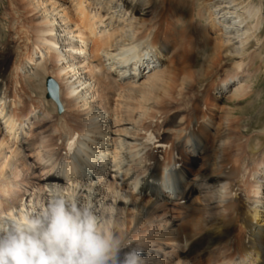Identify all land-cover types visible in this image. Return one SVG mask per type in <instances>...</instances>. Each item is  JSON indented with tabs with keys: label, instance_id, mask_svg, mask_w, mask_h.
<instances>
[{
	"label": "bare ground",
	"instance_id": "1",
	"mask_svg": "<svg viewBox=\"0 0 264 264\" xmlns=\"http://www.w3.org/2000/svg\"><path fill=\"white\" fill-rule=\"evenodd\" d=\"M53 1L35 25L34 33L39 36L31 43L36 54L24 67V81L36 91L42 105L35 108L41 113L32 118L56 119L51 134L38 133L32 143L24 139L27 116L16 111L24 100L11 96V82L0 67V214L38 213L62 191L97 212L111 211L114 232L123 244L121 255L136 248L142 264H202V257L195 262L180 258V253L192 248L215 251V258L207 264H264V201L258 197L264 192V159L263 167L253 175L250 172L246 177V168L241 170L237 183L246 177L243 184L248 183L252 187L248 192L255 196L253 200L247 196V200L257 204L246 202L241 209L236 184L230 181L238 173L223 166L225 135L231 127L229 110L223 112L225 120L220 123L203 111L199 116L177 118L173 128L158 135L156 141L142 134L147 118H151V125L152 120L161 118L157 91L172 99L170 90L177 83L175 59L183 55L178 50L185 42L177 34L174 41L179 45L168 38L175 19L183 23V19L197 17L200 21L203 37L210 45V54L199 68L201 74L217 49L211 38L214 29L220 31L228 54L239 55L235 63L239 71L245 65L241 60L249 55L251 38L264 24V1L179 0L171 6V0H160L154 9L152 0H77L76 18L67 15L65 0ZM163 8L164 16L160 13ZM168 15L172 21L168 22ZM65 20L69 22L62 31ZM91 50L103 60L105 80H110L103 82L102 88L93 81L92 72L89 78L80 73L79 56L87 58ZM49 54L63 64L57 76L74 73L71 78L75 77H62L64 86L59 85L58 101L48 96L45 76L41 75L44 72L37 70L46 72L43 57ZM189 76L181 77L178 98L193 88ZM247 77L236 74L231 82L224 81L218 92H225L227 101L248 95ZM19 81L15 79L16 84ZM109 91H118L117 107L110 104L113 95ZM205 99L203 109L207 108ZM70 105L82 116L79 132L68 125L65 108ZM57 141L63 149H55ZM5 149H10L9 156ZM28 149L46 172L38 184L30 178L34 172L25 175ZM190 158L201 160L202 170L194 171ZM21 175V181L13 180ZM25 183L34 188L28 196L20 191ZM194 194L201 205L192 198ZM171 208L185 210L189 216L186 224L179 225L180 220L169 213ZM235 227L243 231L242 239L234 234Z\"/></svg>",
	"mask_w": 264,
	"mask_h": 264
},
{
	"label": "rangeland",
	"instance_id": "2",
	"mask_svg": "<svg viewBox=\"0 0 264 264\" xmlns=\"http://www.w3.org/2000/svg\"><path fill=\"white\" fill-rule=\"evenodd\" d=\"M178 1L179 0H171L170 5L172 6L173 3ZM53 2V0H0V67L3 69V71H5L7 80L11 82L9 86L11 96L19 95L24 100L23 106L20 107L21 109H17L16 111H18L17 114L19 115L27 116V121L24 123L26 127L24 139L31 143L37 140L36 135L38 133L49 135L52 133V130L56 126V119L39 118V120H34L32 118L34 114L40 112L35 108L41 107L42 105L39 102V99H37L38 97L36 91H33L31 87H28L27 83L24 81V79L27 78L24 76L26 74L24 73V67L28 63H30L32 54L34 52L36 54V51H34L36 47L34 43H31L34 41L35 37L37 38V36H39L38 33H34L35 25L40 22V18L43 16L44 10L48 6L50 8L51 3ZM65 3L67 15L72 18H76L77 0H65ZM159 3H161L160 0H152L154 9L158 8ZM59 10H61V8H59L57 11ZM57 11L53 12V14H56ZM160 13H162L164 16L166 13V8L161 9ZM60 15H56V17L59 18ZM166 19L168 20V22L173 20L170 15H168ZM68 22V20H65V22H61V24H63L62 27H65L61 28V30L63 29L62 31H66ZM175 23L176 24L173 26L174 28H172L171 30L172 33L167 31V34L171 33L170 35H168L169 40L177 45L179 42L177 41L178 43H175L176 41H174L177 34L181 38L183 37V43L185 42L183 45L184 48L179 47L178 50L183 55L180 59H175L177 68V71L175 72V80L177 81V83L170 90L169 95L172 97V99L163 96L161 90L157 91V95L159 96L158 107L163 109V111L161 112V118H159L157 122L156 119L152 120L153 125L149 124L151 118H147L146 123H144L145 128L142 134H145L146 138L149 139L151 137H154L156 141L158 139V135L161 137L165 135L164 132H169L170 129L173 128L177 118L183 116L190 117L193 114H197L199 116L203 111L211 117L215 118V121L217 123H220L225 120V114L223 112L225 110H229L228 118L230 119L231 127L225 135V137H227V143L224 147V158L226 162L223 163V166H228V170L238 173L235 177H230L231 183L233 184L235 182L236 184L237 194L241 200L237 203V205L241 209L244 208L246 202H248V205H257L255 203H252V200L255 197L254 193L248 192V190L252 191V187H250L248 183L246 185L243 184V182L246 181V177H248L247 175L250 172L251 175H253L254 171H259L263 167L264 24L256 33V37L253 36L254 38H251L250 47L247 50L249 55L244 56L243 60H241L245 65L243 69L239 71H237L235 65L238 59H240L239 55L228 54V48L221 41L222 36H220L219 34L220 31L214 29V34H212L213 37L211 38H214L217 49L212 57H210V66H206L203 74H201L199 68L203 63V60L205 59L204 57L210 54V49L208 47L210 45L208 40L203 37L204 35L202 34L200 21L197 19V17H193L192 20L183 19V23L181 22V20H179L178 22L175 19ZM72 29L75 28L72 27ZM173 30L175 31L173 32ZM61 34L64 33L62 32ZM172 36H174V38ZM92 47L93 44L91 43L89 48L92 49ZM260 52L261 56L258 57L257 54H259ZM89 54L91 56L89 55L87 58L84 55L79 56V60L81 61V63H79V65H81L80 73H82L83 77L89 78L92 72V75L94 77L93 81L98 87L101 86L102 88L103 82L110 81L108 79L105 80V76H107V74L106 71L104 72V68L101 65V61L103 62V60H101L100 57L93 55L92 50L91 53L89 52ZM37 55H40V53H38ZM43 64H45L47 67L46 72L44 71V69L40 68H37V70L44 72L41 75L45 76V91L47 89L46 79L48 77H53L60 86H64V84H62V77H66V79L69 80H73L75 78H71L72 74L74 73H71L69 75H62L61 77L57 76V70H59V68H61L63 64H59V62L55 61L54 57L50 54L49 56L43 57ZM184 74L191 75V77H189L193 81L194 86L188 91L184 90L182 96H179L178 98L177 86L179 88L182 87L179 86V81ZM236 74H245V76L249 75V78L247 77L246 81L248 82V84H250V91L248 95L228 99L227 101L224 98L225 92H223V94L222 92H218L220 90L219 87L224 81L231 82L233 80V77L235 78ZM53 75H55L56 77ZM16 78L20 80L18 84H16L15 82ZM113 78H115L114 75ZM21 81L23 83H21ZM21 85H24L25 87L21 89ZM109 93L113 95L110 104L112 105V107H117V102L120 100L119 96L117 95L118 91H109ZM226 95L228 96V94ZM64 97L65 99L69 98L67 96ZM203 97H205V100H207L206 109H203L202 107ZM135 102L136 101H133V105L137 106ZM56 110L58 112V108ZM66 110L68 112L66 116L68 125L77 132L81 131L82 123L79 121V118H81L82 116L79 114L77 108H74L72 105H70L68 108H65V111ZM33 121L35 122L34 124L31 123ZM222 126H219L220 131L223 130L224 126ZM54 136L55 138H57V135ZM20 140L21 137L19 138V141ZM167 142H170V140L165 141V143ZM57 143L55 149H57L58 147L59 150L60 148L63 149V146L61 145V147L58 141ZM3 152L7 156H9L11 153L10 149H5ZM26 162L28 166L24 169L27 171L25 172V175L26 173H29L30 175V173L34 172L33 174H31L30 178L33 179V182L35 184H38L44 179V173L46 172L40 169V162L36 159L35 154L29 151V149L26 153ZM190 162L191 167L194 169V171L202 170L201 168H199V166H201V160L199 161V159L197 160L190 158ZM242 168H246L247 170L245 172L246 177H243L242 182L237 183V181H239ZM13 180L21 181L22 175L18 179ZM20 188L21 194L24 193L26 196H28L34 189L26 183L20 186ZM196 196L197 194H194L192 198L195 199L197 205H201L202 202ZM247 196H250L252 200L248 201ZM258 197L262 198L264 201V192L261 191V195H258ZM169 213L171 214V216L180 220V226L186 224L187 220L189 219V216L185 214L184 209L175 210L171 208V211ZM234 234H240L239 237L241 239L243 238V231L240 230L239 227H235ZM192 249L179 254L182 261L189 260L195 262V260H197L199 257H202V264H207L216 256V253H214L215 251H198L196 249L191 251ZM195 264L197 263L195 262Z\"/></svg>",
	"mask_w": 264,
	"mask_h": 264
},
{
	"label": "clouds",
	"instance_id": "3",
	"mask_svg": "<svg viewBox=\"0 0 264 264\" xmlns=\"http://www.w3.org/2000/svg\"><path fill=\"white\" fill-rule=\"evenodd\" d=\"M112 212H97L62 191L38 213L0 214V264H142L123 251Z\"/></svg>",
	"mask_w": 264,
	"mask_h": 264
},
{
	"label": "water",
	"instance_id": "4",
	"mask_svg": "<svg viewBox=\"0 0 264 264\" xmlns=\"http://www.w3.org/2000/svg\"><path fill=\"white\" fill-rule=\"evenodd\" d=\"M48 96L54 100H59V84L53 77H48L46 80Z\"/></svg>",
	"mask_w": 264,
	"mask_h": 264
}]
</instances>
